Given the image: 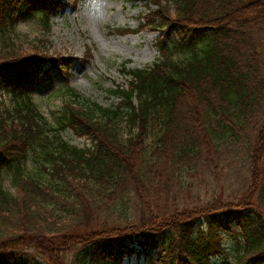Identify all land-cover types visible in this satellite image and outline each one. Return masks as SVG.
I'll return each instance as SVG.
<instances>
[{"label": "trees", "instance_id": "1", "mask_svg": "<svg viewBox=\"0 0 264 264\" xmlns=\"http://www.w3.org/2000/svg\"><path fill=\"white\" fill-rule=\"evenodd\" d=\"M136 1L158 8L142 28L163 34L159 59L124 71L111 107L61 90L51 124L18 87L70 59L14 37L51 2L0 0V264H264V0ZM241 164L239 196L189 205L202 177L227 180Z\"/></svg>", "mask_w": 264, "mask_h": 264}, {"label": "rangeland", "instance_id": "2", "mask_svg": "<svg viewBox=\"0 0 264 264\" xmlns=\"http://www.w3.org/2000/svg\"><path fill=\"white\" fill-rule=\"evenodd\" d=\"M49 2V6L38 7L39 14L27 15L15 24V40L29 54H47L54 58H70V61H66V67L59 66L60 69L49 70L50 77L44 78L43 83L18 87L11 82L8 88L14 90L18 87L19 91L30 93L43 117L51 124H55L62 115L61 90L72 88L89 101L111 107L119 102L112 91L116 87L127 88L131 80L124 71L151 67L159 59L156 46L164 38L163 34L142 28L145 24L142 18L158 10L154 4L136 0ZM43 13L51 16L52 27L49 30L43 25ZM43 71L39 76L48 69L44 68ZM4 82L8 83L7 80ZM8 92L10 91L5 86L0 88V101L8 100ZM64 136L77 146L89 145V142L77 138L70 130ZM227 176V180L218 179L214 183H211L210 176L202 177L200 183H195L201 185V188L195 187L194 200H189V205L212 201L218 195H223L226 200H233L248 187L249 172L243 164L238 171L237 168L228 170ZM228 214L219 213L223 218ZM226 222L224 218V223ZM202 224L205 228L206 224ZM223 240V248L232 260L230 254L235 242L227 236ZM221 261V258L214 260L215 263ZM146 262L147 257L133 254L126 258L124 264Z\"/></svg>", "mask_w": 264, "mask_h": 264}, {"label": "bare ground", "instance_id": "3", "mask_svg": "<svg viewBox=\"0 0 264 264\" xmlns=\"http://www.w3.org/2000/svg\"><path fill=\"white\" fill-rule=\"evenodd\" d=\"M70 59V58H69Z\"/></svg>", "mask_w": 264, "mask_h": 264}]
</instances>
